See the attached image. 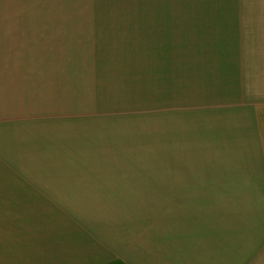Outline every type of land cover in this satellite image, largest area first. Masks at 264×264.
<instances>
[{
    "label": "rangeland",
    "instance_id": "374dc122",
    "mask_svg": "<svg viewBox=\"0 0 264 264\" xmlns=\"http://www.w3.org/2000/svg\"><path fill=\"white\" fill-rule=\"evenodd\" d=\"M2 23L39 28L0 29V264H88L93 233H122L138 264H264V192L230 189L259 174L242 160L249 172L227 173L238 169L232 139L246 133L236 109L264 52V0H0ZM16 50L43 56V75H72L71 96L98 81L94 102L64 103L72 113L34 127L57 138L42 164L104 166L62 183L70 200L93 203L48 204L21 188L27 175L8 173L26 164L13 64L1 59ZM61 90L43 88L42 100ZM28 176L55 187L52 175Z\"/></svg>",
    "mask_w": 264,
    "mask_h": 264
},
{
    "label": "crops",
    "instance_id": "0c3cea01",
    "mask_svg": "<svg viewBox=\"0 0 264 264\" xmlns=\"http://www.w3.org/2000/svg\"><path fill=\"white\" fill-rule=\"evenodd\" d=\"M37 28L39 27H36L35 24L31 23H27V25H24V23H16V25L14 26H10L4 23L0 25V29L3 30L18 29L19 31V29L28 30ZM14 53V55L10 56H6L5 54H3L1 59L3 62H5V58L7 57L13 64L11 66L12 70L9 71L10 74L8 76L9 78L12 77V79L15 80H12L13 86L15 89H17L15 91H12L13 96L11 97V99L12 104L15 105V108H12L10 110V115L14 119V124L19 125L22 122L24 126L23 133L19 131V133L25 135V140L22 143V153H20L18 156H25L26 164L8 165L7 167L12 168L8 173L27 175L24 178L19 177V180L22 181L18 182H26L24 185H21V188L28 190L31 189L36 194L40 193L39 195L41 196V198L48 204L75 205L93 203V201H90L88 203H80L70 200L69 197L72 195L71 192L73 191V188L67 187L62 183L65 181L74 180V178L71 177L73 174L87 175L104 173V166H69L64 164H42L40 162L43 159L41 156L42 150L44 151V148L55 149L53 147V144L54 141L57 140V138L53 136H51L50 138H48L47 136H34V134H39V131H35L34 127L43 126L42 123L46 125L48 123L58 121V118L64 116V112L62 110L68 111L67 113H72L70 112V110L65 109V106H63L64 103H72V105L74 103L87 105V103L91 104V102H94L95 99L93 96V91L96 89V91L99 92L98 81L94 82L93 78L85 77L81 85V89L75 90L77 92L80 90V92L76 94H82L83 98L77 96L75 92L74 96H71L73 88H77V86L73 85L72 75L64 76L60 74V76H64L61 77L63 81H60L57 78L59 72L56 67L54 70L45 71V75H43L44 71L40 69L43 67V64L36 63V61L40 62L43 56L40 57L41 55L36 56L35 54L20 53L17 50ZM257 56L259 58L258 61L260 63V70L258 69L259 71L257 70V72H255L256 74L254 75V78L252 80V90L250 91L252 93L249 94L250 97L247 104L245 106L241 105L236 109V111L239 108L242 109V116L239 117V120L241 121L242 127L244 128L246 133L241 136V139H239L238 135H235L232 139L231 148H228V150L232 151L231 154L233 156L231 158H233V160L235 161L236 164L234 166L238 169L227 171V173H232L233 175H241L244 172H249L250 170L248 171L247 169L244 171L243 167L240 165L241 160L245 161V164L248 168L250 166L253 167V171L259 174V177L257 178L258 181L250 182L248 178L244 176H238L233 180L234 182L241 183L242 185L236 187L231 186L230 189H258L264 192V66L261 68L262 63H264V52H260ZM7 70L8 69H5L4 71L7 72ZM69 72L71 73V71ZM51 77L54 78V81L52 82L49 81ZM43 78L46 80L43 81ZM51 86H54V89L56 91L60 86H63L66 90L57 92L56 94L58 95L56 97L54 95H51L46 100H42L41 92L43 88L47 89V87ZM245 86L246 85L243 82L241 88L244 89ZM31 91H34V93L37 91L38 94H31ZM63 91L65 92L64 95L62 93ZM43 101L45 103H50L51 106L39 111V113L43 115L38 116L35 108L38 104H42ZM73 106L76 108H80L76 105ZM75 111L76 110H73V112ZM11 135L12 137H9L7 139V142H9L11 138L16 137L13 134ZM89 145L92 144L89 143ZM43 157L46 158V153L43 154ZM229 166V162H227V167L229 168ZM32 174L52 175L49 178L48 182H50L51 186L55 185V187L52 188L50 192H46L45 189H42L41 187H38L36 185H32L37 181V179H35L34 177L28 176ZM212 182L215 184L213 178H211V183ZM247 203L252 204L255 208L258 209L256 200L250 199ZM243 206V210L246 211V201L244 202ZM244 216L245 214L242 213L239 217L244 218ZM260 229L264 232V224L260 225ZM92 238L93 239L87 244L89 248L88 252L90 253V258L88 256V264H110L114 262H119L121 264H138L137 257L132 255L130 242L127 239L124 241V236L122 235V233H93ZM123 245H125L127 249L122 250Z\"/></svg>",
    "mask_w": 264,
    "mask_h": 264
},
{
    "label": "trees",
    "instance_id": "16d2710c",
    "mask_svg": "<svg viewBox=\"0 0 264 264\" xmlns=\"http://www.w3.org/2000/svg\"><path fill=\"white\" fill-rule=\"evenodd\" d=\"M115 263H119V262H114V263H112V264H115ZM119 264H121V263H119Z\"/></svg>",
    "mask_w": 264,
    "mask_h": 264
}]
</instances>
